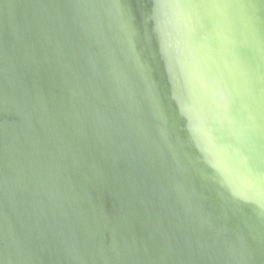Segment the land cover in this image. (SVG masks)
<instances>
[{"label": "water", "instance_id": "1", "mask_svg": "<svg viewBox=\"0 0 264 264\" xmlns=\"http://www.w3.org/2000/svg\"><path fill=\"white\" fill-rule=\"evenodd\" d=\"M261 0H0V264H264Z\"/></svg>", "mask_w": 264, "mask_h": 264}, {"label": "snow or ice", "instance_id": "2", "mask_svg": "<svg viewBox=\"0 0 264 264\" xmlns=\"http://www.w3.org/2000/svg\"><path fill=\"white\" fill-rule=\"evenodd\" d=\"M261 3H264V0H261ZM245 150L248 154L249 165L260 172H264V138L257 143L245 146Z\"/></svg>", "mask_w": 264, "mask_h": 264}]
</instances>
